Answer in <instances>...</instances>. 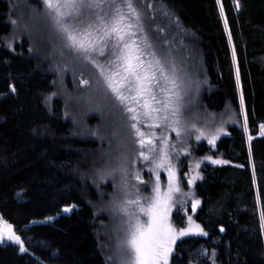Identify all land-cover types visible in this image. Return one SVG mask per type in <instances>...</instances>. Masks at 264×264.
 Returning <instances> with one entry per match:
<instances>
[{
	"label": "trees",
	"instance_id": "obj_1",
	"mask_svg": "<svg viewBox=\"0 0 264 264\" xmlns=\"http://www.w3.org/2000/svg\"><path fill=\"white\" fill-rule=\"evenodd\" d=\"M139 1L150 35L165 40L168 31L166 25L153 28L157 9L152 16L148 10L160 4L172 16L175 35L178 28L180 38L198 50L197 92L208 109H239L242 92L252 138L232 125L217 143L226 164L207 165L196 185V220L207 235L180 240L171 264H264V0ZM33 4L42 9L38 0H0V215L27 249L0 242V264H108L102 249L107 236L99 234L110 224L103 210L109 186L100 184L107 163L97 162L110 142L100 128L106 118L84 121L91 134H79L85 127L74 126L71 115L77 112L59 94L58 79L66 89L72 75L89 82V73L69 59L65 75L57 76L48 69L52 47L27 35L12 46L5 42L13 31L10 19L28 23ZM59 44L53 41L66 55ZM74 95L84 100L88 90L77 88ZM197 150L210 148L204 143ZM71 205L78 208L64 214Z\"/></svg>",
	"mask_w": 264,
	"mask_h": 264
},
{
	"label": "snow or ice",
	"instance_id": "obj_2",
	"mask_svg": "<svg viewBox=\"0 0 264 264\" xmlns=\"http://www.w3.org/2000/svg\"><path fill=\"white\" fill-rule=\"evenodd\" d=\"M42 3L64 48L98 71L105 90L125 114L134 142L139 145L132 163L142 159L152 165L148 172L150 177L154 174V181L142 180L138 170L130 173L126 158H121L107 173L113 177L119 173L121 177L123 198L114 202L123 233L117 245L120 264H170L177 240L190 234L207 235L191 217L188 227L178 228L172 221L174 200L181 188L170 151L174 145L170 144L167 131L171 129L177 137L183 135L181 117L185 111V94L176 65L165 63L157 54L134 0H42ZM99 58L106 60L101 63ZM156 129H164V134L158 136ZM214 141L215 137L209 143ZM161 170L167 173L166 186L161 184ZM141 185L149 190V195L142 194ZM199 203L195 201L193 207ZM261 218L264 219V214ZM5 235L21 245L20 251H27L11 225L7 226V232L0 229V242Z\"/></svg>",
	"mask_w": 264,
	"mask_h": 264
},
{
	"label": "rangeland",
	"instance_id": "obj_3",
	"mask_svg": "<svg viewBox=\"0 0 264 264\" xmlns=\"http://www.w3.org/2000/svg\"><path fill=\"white\" fill-rule=\"evenodd\" d=\"M38 1L42 4V9L34 7L37 4H33L29 10V15L27 18L28 23H18L16 22L15 18L10 19L13 26V31L5 39V42L7 45L12 46V44L22 35H27L32 42L36 41L41 45L47 44L52 47V53H49L47 56L50 58L49 61L51 63L48 69L49 71L52 70V72L56 73L57 76L63 77L62 75H65L63 74L66 71L65 64L69 59L75 61L74 64L80 67V69H84V71L89 73L91 79L87 84L88 86L86 87L85 85L80 84V82H83L81 79L80 81L79 78L76 79L74 78L76 76L72 75L73 79L69 84L70 87L65 89L63 87L61 78H59V94L67 104H72V107L77 112V115H71L76 129L79 130L84 124V121L90 120V118L95 119V117L99 116V114H102V116L106 118L100 128L105 133L102 137L104 139H106V137L110 138V142L105 150H101L99 154V160L97 162H101L102 164L103 162L107 163V168H103L104 171L100 176V184L103 183L109 186V192L106 194L103 210L109 214L110 224L108 229L106 228L104 231H99V234L105 233L107 236L108 243L102 244V249L106 254L105 259L107 263L120 264L117 245L119 240L122 239L123 233L121 231V217L118 213V210L114 207V202L123 198V193L120 187L121 177L119 173H117L115 177L108 175L107 173L112 168L117 166V163L121 158H126L125 163L126 166H128L130 173L138 170L141 174L142 180L145 182L149 181L150 179L154 181V174L150 177L148 172V169L152 167V165L150 163L145 164L142 159L136 161L135 164L132 163V161L136 159L139 145L134 142V138L132 136L131 130L128 127L125 114L121 110L118 102L111 96L110 93L105 90L98 71L91 64L87 63L82 57L64 48L63 41L56 29V26L46 14V9L42 3V0ZM134 2L137 3L138 9L141 11L140 6L142 5L140 1L134 0ZM21 5L24 7L25 2L21 1ZM154 9H157L156 13L158 14L157 19H154L153 17V25L156 24V27H153L154 30L158 31V26L162 28L164 25H166V27L168 26V31L167 34L165 33L166 35H164L165 40L159 36L150 35L149 33L148 35L156 49L157 54L165 61V63H175L185 94L183 102L185 105V111L181 117V127L184 129L183 135L181 137H177L176 133L171 131V129L167 131V135L170 137V144L174 145L170 151L172 163L177 170L181 188V192L176 194L174 200V207L172 208V221L178 228L188 227V217H191L195 224L200 225L196 220L195 215L201 206V199L197 195L196 185L203 180V178L201 179L200 177H203V169L207 165L218 166L226 164V161L223 159L222 155L216 152L217 143L222 137L227 136L230 133L229 128L232 125H237L242 128L246 133V137L249 142L252 140V138L247 126L242 92L240 91L241 94H239V109H236L233 104H228L223 110L220 111L208 109L198 97L201 93L197 92L199 91L197 85V73H202V67H200V62L198 61L196 53L198 50L195 48L192 49L190 43H186L187 41H184L182 38H180L181 31H179L178 28V33L175 35V31L173 29L174 22L170 20L172 16L168 15V12L164 11L160 4L157 6L151 5L148 10L151 16L153 11H155ZM159 12H161L164 16ZM141 13L143 14L145 29H147L146 14L142 11ZM13 21H15V23H13ZM187 37L191 40L194 39L193 35L191 34L187 35ZM54 40L55 42L60 43L59 45H61V49L66 53V55L62 56L59 54V49L55 48L53 45ZM35 54L38 56L40 55V57L42 56L40 50L35 51ZM233 58L235 60L234 52ZM58 60H62L60 63H62L64 67L61 65V67L58 66ZM105 60L106 58H99V62L101 63L105 62ZM237 82L240 86L239 80ZM202 83L204 84L203 80ZM77 88L88 90V96L86 99L83 100L80 96L74 95ZM84 129L83 131H79V134H91L88 128L85 127ZM145 131H147L146 128ZM155 131L158 136L164 134V129H156ZM259 132L260 135L264 136V122L260 124ZM201 133L203 134L201 139L197 140L196 137L201 135ZM213 137H215L214 143H209V140H211ZM204 143L210 148V151L203 152L204 154H199L197 152V148ZM214 161L221 162L215 163ZM133 182L139 184L138 181ZM161 184L164 186L167 184V173L163 170H161ZM141 191L145 196L150 194L149 190L145 189L142 185ZM197 200L200 201V203L194 208L193 204ZM77 208L78 207L76 205L65 207L63 209V213L70 214ZM65 209H70V211H66ZM49 220L52 221L53 218H50ZM8 225H11L12 231L18 236L14 226L3 219V217L0 215V229L7 232ZM200 227L202 228L201 225ZM189 236L201 235L190 234L185 237ZM185 237L177 240L176 245ZM1 243H14L19 245L21 248L20 244L16 243L15 241L8 240L7 235H5V239ZM22 247L25 248L24 244ZM174 252L172 253V257ZM213 264L217 263L213 262Z\"/></svg>",
	"mask_w": 264,
	"mask_h": 264
}]
</instances>
